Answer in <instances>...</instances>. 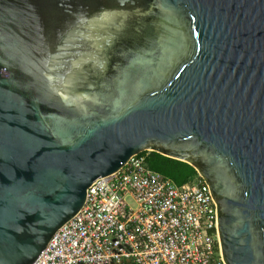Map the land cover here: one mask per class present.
Wrapping results in <instances>:
<instances>
[{
	"label": "water",
	"instance_id": "water-1",
	"mask_svg": "<svg viewBox=\"0 0 264 264\" xmlns=\"http://www.w3.org/2000/svg\"><path fill=\"white\" fill-rule=\"evenodd\" d=\"M119 7L0 0V264H33L90 186L144 152L208 185L226 264H264V0H129L105 70L69 89L99 103L66 106L41 60L72 12Z\"/></svg>",
	"mask_w": 264,
	"mask_h": 264
},
{
	"label": "built area",
	"instance_id": "built-area-1",
	"mask_svg": "<svg viewBox=\"0 0 264 264\" xmlns=\"http://www.w3.org/2000/svg\"><path fill=\"white\" fill-rule=\"evenodd\" d=\"M131 263L226 264L216 203L200 175L177 185L144 153L133 156L90 186L81 211L33 264Z\"/></svg>",
	"mask_w": 264,
	"mask_h": 264
},
{
	"label": "clouds",
	"instance_id": "clouds-1",
	"mask_svg": "<svg viewBox=\"0 0 264 264\" xmlns=\"http://www.w3.org/2000/svg\"><path fill=\"white\" fill-rule=\"evenodd\" d=\"M129 0H118L119 8H101L89 14L85 10L72 12L73 19L58 31L56 43L49 46L41 60V76L47 89L68 107L82 109L85 114L87 105L99 103L91 90L80 91L73 95L69 89L74 86L75 78L85 70L103 72L108 64L105 55L117 38V34L126 26L128 10L125 5ZM44 69H47L45 74ZM60 72L59 80L53 76ZM57 81L59 87H53Z\"/></svg>",
	"mask_w": 264,
	"mask_h": 264
},
{
	"label": "trees",
	"instance_id": "trees-1",
	"mask_svg": "<svg viewBox=\"0 0 264 264\" xmlns=\"http://www.w3.org/2000/svg\"><path fill=\"white\" fill-rule=\"evenodd\" d=\"M149 168L171 179L177 185L191 182L199 175L195 168L155 152H144Z\"/></svg>",
	"mask_w": 264,
	"mask_h": 264
},
{
	"label": "crops",
	"instance_id": "crops-1",
	"mask_svg": "<svg viewBox=\"0 0 264 264\" xmlns=\"http://www.w3.org/2000/svg\"><path fill=\"white\" fill-rule=\"evenodd\" d=\"M132 264V263H131Z\"/></svg>",
	"mask_w": 264,
	"mask_h": 264
},
{
	"label": "rangeland",
	"instance_id": "rangeland-1",
	"mask_svg": "<svg viewBox=\"0 0 264 264\" xmlns=\"http://www.w3.org/2000/svg\"><path fill=\"white\" fill-rule=\"evenodd\" d=\"M131 202V201H130Z\"/></svg>",
	"mask_w": 264,
	"mask_h": 264
}]
</instances>
